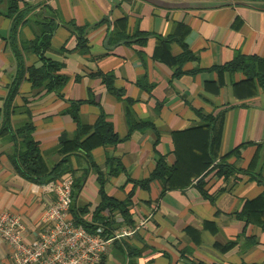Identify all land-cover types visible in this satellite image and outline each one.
<instances>
[{
  "label": "crops",
  "instance_id": "crops-1",
  "mask_svg": "<svg viewBox=\"0 0 264 264\" xmlns=\"http://www.w3.org/2000/svg\"><path fill=\"white\" fill-rule=\"evenodd\" d=\"M10 1L0 0V211L20 214L30 235L49 199L11 159L26 151L30 139L16 136L28 124L48 165L66 160L77 207L94 210L102 189L121 201L133 191L136 232L105 264H264V91L241 72L213 70L238 55L264 58V0H14L26 9L20 22ZM45 19L53 29L43 54L66 76L59 94L31 80ZM102 114L116 144L96 139ZM176 153L186 186H135ZM222 156L247 173L216 177ZM247 208L249 221L238 215Z\"/></svg>",
  "mask_w": 264,
  "mask_h": 264
},
{
  "label": "trees",
  "instance_id": "trees-1",
  "mask_svg": "<svg viewBox=\"0 0 264 264\" xmlns=\"http://www.w3.org/2000/svg\"><path fill=\"white\" fill-rule=\"evenodd\" d=\"M10 5V11L11 14L15 13L17 16V19H14L16 22H20V18L25 15H23V11H26V9H18V2L11 0L9 2ZM10 15V14H9ZM22 18V19H23ZM21 19V22H22ZM15 22L14 28L17 26ZM42 24H46L50 29L48 30H42L41 36L38 38V40L34 43L33 49L37 52L40 60L42 61L41 67L34 70L32 83L35 85V87H43L46 86L47 90L56 92L59 94L63 84L66 82V76L59 74V71L61 70V65L57 62H54L48 58H46L43 54L44 48L49 43V37L52 33V25L53 21H50L48 19ZM45 29V27L43 26ZM47 28V27H46ZM80 30V29H79ZM84 37H82L81 34L78 33V39L81 41ZM189 51L185 50L184 53L181 55V57L178 58V65L182 62H185L189 60ZM176 75L180 74V68L176 69ZM213 70L218 71V73L223 72H241L244 75V78L248 81L257 80L259 83V86L264 91V58L257 57V56H245V55H238L234 60H232L230 63H226L225 65L216 66L213 68ZM20 81V77L16 79L14 82V85ZM15 89H18V86H15ZM79 101L77 102H69L70 104V110L69 112L73 115L74 120H76L77 123H79V116L77 112V107L79 106ZM211 118V119H210ZM205 118L204 120H207L209 122H213L215 119L214 117ZM206 126L209 124H205ZM204 125V126H205ZM213 127V123H212ZM212 129V128H211ZM31 127L28 124H24L23 128L20 130V134L18 136L24 137V139L28 140V143L26 144V151L23 153H19L17 155H14L12 157V161L14 162V166L17 169L18 173L26 180H28L31 183L35 184H41L46 183L51 180H56L62 177L63 175V162L66 160H62L58 163L53 164L52 166L48 165L47 161L44 160V157L40 153L39 147L36 142H34L31 139ZM93 131L96 136V139L104 144H116L121 139L118 137V135L113 130V127L110 122L106 121L105 116L102 114L96 122L93 125ZM75 140H72L73 143H77L76 145L79 147L80 150L86 151L84 148V145L82 143H79V137L74 138ZM215 135L212 136L211 139V147L215 143ZM213 164V159L207 163V166H211ZM217 172L216 177H229L234 173H241L245 172L246 170L240 169L236 167L234 164H229L227 162V156H222L219 159V163L215 165ZM188 175L184 176L182 170L180 169L179 165H177V153H176V160L173 164H168L165 161V157H160L157 161V166L155 170L152 172V174L142 181H137L135 183V186L140 184L142 187L147 186L152 180H158L162 184V191L168 190L170 188L174 187H182L186 186L187 182L190 180L188 179ZM198 177L196 176V179ZM198 189L207 196L206 193V185L204 181V177L198 178L196 183ZM75 186V183H74ZM101 195V201L100 203L94 208L92 211L91 219H87L84 217L85 214L88 213V209L85 207H77L74 206L71 209V216L76 224H82L85 226L86 229L89 231H94L97 226H103L104 227V235L109 236L113 231L119 227L120 223L116 221V216H121L124 219V222H126L129 226H133L134 222L131 221L130 213H129V206H131L132 201L131 197L133 195V191L129 192L126 199L124 200H118L114 197H110L105 194V192L100 190ZM261 198L263 196H260L258 198V201L261 202ZM238 215H240V218H243L246 216L247 220H252L250 211L248 208L244 212H240ZM128 239H120L115 241L114 246L118 244V246H121L120 241H125ZM126 249L128 251V254H125L127 256H132L136 252L132 251L133 248H131L130 245L126 244ZM102 262L100 264H105V258H102ZM131 264H133L131 262Z\"/></svg>",
  "mask_w": 264,
  "mask_h": 264
},
{
  "label": "built area",
  "instance_id": "built-area-1",
  "mask_svg": "<svg viewBox=\"0 0 264 264\" xmlns=\"http://www.w3.org/2000/svg\"><path fill=\"white\" fill-rule=\"evenodd\" d=\"M35 185L49 199L34 234H28L20 214L0 211V245L5 247L0 252V264H100L115 241L132 236L134 230L126 226L105 236L103 226L89 231L76 224L71 216V176Z\"/></svg>",
  "mask_w": 264,
  "mask_h": 264
},
{
  "label": "rangeland",
  "instance_id": "rangeland-1",
  "mask_svg": "<svg viewBox=\"0 0 264 264\" xmlns=\"http://www.w3.org/2000/svg\"><path fill=\"white\" fill-rule=\"evenodd\" d=\"M73 205L76 206V205L74 204V202H73ZM73 205H72V207H73ZM85 208L88 209V213L85 214L84 217H87V218L90 217V219H91V216H92L91 214H92V211H93V210H90L89 207H85ZM121 225H122V224L120 223L119 227H120ZM119 227H118V228H119ZM129 228H130V229H133L134 232H136V228H133V227H130V226H129ZM36 229H37V228H36V226H35V231H36ZM116 229H117V228H116ZM134 232H133V233H134ZM112 250H113V248H111V249L107 252V254H106L105 256H103L102 258H105V259H106L107 256L110 255V252H111ZM102 260H103V259H102ZM101 262H102V261H101ZM101 262H100V263H101Z\"/></svg>",
  "mask_w": 264,
  "mask_h": 264
}]
</instances>
